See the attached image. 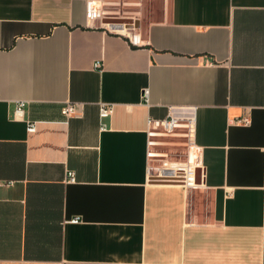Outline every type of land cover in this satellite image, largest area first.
Returning a JSON list of instances; mask_svg holds the SVG:
<instances>
[{
  "label": "crops",
  "instance_id": "crops-1",
  "mask_svg": "<svg viewBox=\"0 0 264 264\" xmlns=\"http://www.w3.org/2000/svg\"><path fill=\"white\" fill-rule=\"evenodd\" d=\"M88 1L0 0V264H264V0H120L136 47ZM170 110L195 116L198 189L149 178Z\"/></svg>",
  "mask_w": 264,
  "mask_h": 264
},
{
  "label": "built area",
  "instance_id": "built-area-1",
  "mask_svg": "<svg viewBox=\"0 0 264 264\" xmlns=\"http://www.w3.org/2000/svg\"><path fill=\"white\" fill-rule=\"evenodd\" d=\"M127 3L120 0H91L85 6V18L88 22L100 21L107 31L127 38L131 46H141V41L135 33L134 20L126 16L121 7ZM137 5H139L137 3ZM125 31V33L123 32ZM94 68H101L96 62ZM143 98L148 101V89L143 90ZM26 100H16L13 109L14 119H23ZM77 104L66 102L61 108L64 116L76 114ZM113 112V106L107 102L98 103L100 128H105L104 122ZM237 122L247 124L249 119L242 117ZM27 130H35L34 122H28ZM147 149L146 156L151 161L147 167L150 179L166 183H177L187 189H198L202 186L203 161L202 148L195 142V116L193 112L175 113L169 111L164 118L147 119ZM74 172L68 171L66 182H74ZM13 181L6 182L11 185ZM72 222H78L73 218Z\"/></svg>",
  "mask_w": 264,
  "mask_h": 264
}]
</instances>
